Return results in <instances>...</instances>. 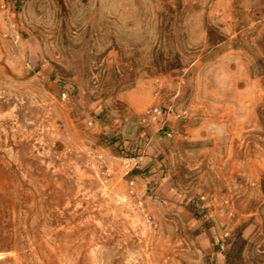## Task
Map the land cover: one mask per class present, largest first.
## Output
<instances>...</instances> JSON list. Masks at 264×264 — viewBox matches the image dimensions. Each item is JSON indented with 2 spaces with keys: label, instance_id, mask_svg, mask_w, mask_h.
<instances>
[{
  "label": "rangeland",
  "instance_id": "obj_1",
  "mask_svg": "<svg viewBox=\"0 0 264 264\" xmlns=\"http://www.w3.org/2000/svg\"><path fill=\"white\" fill-rule=\"evenodd\" d=\"M0 264H264V0H0Z\"/></svg>",
  "mask_w": 264,
  "mask_h": 264
},
{
  "label": "built area",
  "instance_id": "obj_2",
  "mask_svg": "<svg viewBox=\"0 0 264 264\" xmlns=\"http://www.w3.org/2000/svg\"><path fill=\"white\" fill-rule=\"evenodd\" d=\"M64 96H65V98L67 97L66 94H65ZM160 115H161V112H160L159 109H155V110H153V111L151 112V116H152L153 118H157V117L160 116Z\"/></svg>",
  "mask_w": 264,
  "mask_h": 264
},
{
  "label": "bare ground",
  "instance_id": "obj_3",
  "mask_svg": "<svg viewBox=\"0 0 264 264\" xmlns=\"http://www.w3.org/2000/svg\"><path fill=\"white\" fill-rule=\"evenodd\" d=\"M25 16V15H24Z\"/></svg>",
  "mask_w": 264,
  "mask_h": 264
}]
</instances>
